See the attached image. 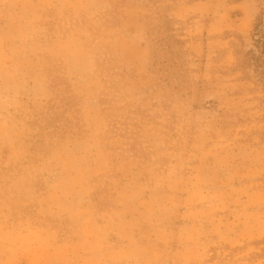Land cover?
<instances>
[{"label": "rangeland", "instance_id": "obj_1", "mask_svg": "<svg viewBox=\"0 0 264 264\" xmlns=\"http://www.w3.org/2000/svg\"><path fill=\"white\" fill-rule=\"evenodd\" d=\"M71 4L0 0V264H264V0Z\"/></svg>", "mask_w": 264, "mask_h": 264}, {"label": "crops", "instance_id": "obj_2", "mask_svg": "<svg viewBox=\"0 0 264 264\" xmlns=\"http://www.w3.org/2000/svg\"><path fill=\"white\" fill-rule=\"evenodd\" d=\"M74 1H79V0H58V9L65 8L66 6L70 7L72 5L71 2H74ZM68 11H69V8H68ZM76 38L77 37L74 34L66 32L65 37H63L62 39H58V44H60V45H65V44L71 45V43H74L76 41Z\"/></svg>", "mask_w": 264, "mask_h": 264}, {"label": "trees", "instance_id": "obj_3", "mask_svg": "<svg viewBox=\"0 0 264 264\" xmlns=\"http://www.w3.org/2000/svg\"><path fill=\"white\" fill-rule=\"evenodd\" d=\"M261 15H264V9ZM263 25H264V16L263 17L260 16V18H258V21L256 22V25H255V28L258 30L257 32L261 30L260 27Z\"/></svg>", "mask_w": 264, "mask_h": 264}]
</instances>
